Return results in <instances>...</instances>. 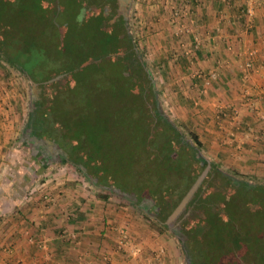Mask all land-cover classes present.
Here are the masks:
<instances>
[{"label":"trees","instance_id":"1","mask_svg":"<svg viewBox=\"0 0 264 264\" xmlns=\"http://www.w3.org/2000/svg\"><path fill=\"white\" fill-rule=\"evenodd\" d=\"M25 3L0 0V61L19 73L33 72L38 88L50 90L33 97L26 113L29 135L44 146L51 141L53 149L38 145L39 150L54 152L55 160L77 169L92 186L145 207V197L175 192L181 198L207 166L179 211L168 216L170 224L157 221L158 231L172 229L184 237L188 264H264V183L207 161L197 135L179 131L160 112L158 91L128 20L119 13L114 17L115 0L106 14V5L93 11L92 0L80 1L86 12L72 18L75 28L45 17L51 24L42 31L28 28L36 20L27 22ZM40 34L55 41V58L33 69L23 55ZM129 176L131 192L122 186ZM149 210L154 215L156 206ZM183 215L187 221L176 224Z\"/></svg>","mask_w":264,"mask_h":264},{"label":"crops","instance_id":"2","mask_svg":"<svg viewBox=\"0 0 264 264\" xmlns=\"http://www.w3.org/2000/svg\"><path fill=\"white\" fill-rule=\"evenodd\" d=\"M152 2L157 15H171L174 6L187 12V32L177 34L172 17L169 50L160 55L155 40L152 56L167 65L169 94L175 96L169 97L171 106L182 120L194 122L202 156L239 174L264 175V0ZM248 7L250 14L244 11ZM193 35L198 47L188 57ZM250 50L253 68L247 71L244 59ZM211 71L217 78L207 81ZM9 97L0 86V264L159 262L162 258L152 251L157 248L142 245L138 232L129 235L123 250L116 248L123 208L64 177L55 178V160L39 150L42 141L20 129L22 112ZM15 143H23V149L12 151ZM73 209L75 215L65 218Z\"/></svg>","mask_w":264,"mask_h":264},{"label":"rangeland","instance_id":"3","mask_svg":"<svg viewBox=\"0 0 264 264\" xmlns=\"http://www.w3.org/2000/svg\"><path fill=\"white\" fill-rule=\"evenodd\" d=\"M80 1L81 0H27V3H25V18L27 22L36 20V22H33V25H28V28L35 29V27L37 26L38 31H42L46 26L51 24H45L46 18L48 19V22H52L57 26H62V23H65L67 21L72 25V21L74 20L72 18L75 17V15L78 16L80 14V16H83V13L86 12V9H80L78 7ZM96 2L98 4H100L101 2L104 4L106 3V5L114 4L113 0H96ZM152 3V0L128 1L125 6V15L126 19L128 20L129 30L139 48V51L141 52L142 59L145 62V69L149 73L155 89L158 91L156 106L163 115H165L173 124L176 125L179 131L183 132L184 134H186L188 131L194 132V122L191 120L189 122L182 120V118L180 117V112L176 113V110L171 106L172 98L174 99L175 96L172 97L173 95L170 96L169 94V80H172V77L168 75V73H165L168 69L166 68L167 65L162 61L156 62V60H154L152 56V51L155 50L153 49L152 43H156L155 40H158L160 42L158 44L156 43L158 53H160V55L165 50H169L170 47L167 44L169 41L173 42V40L171 41L170 39L173 35L170 34L171 30H169L168 27H170L169 23L170 19L173 17V14L171 13V15H169L168 11L167 13L162 15H160V13L159 15H157L156 13L154 14L155 8L152 7ZM93 5L95 4L93 3ZM95 9L96 8H94L93 10ZM166 9H168V7ZM173 9L179 8L174 6V8H172L171 10ZM71 27L75 28L76 26L73 24ZM155 27L157 29H155ZM156 32L158 33V35H153V33ZM40 37L41 39H32L33 42L30 41L28 47L25 49L26 52L23 55L25 65L33 67V69H35L37 64H39L42 60L55 58V50L53 48L55 41L47 40V38H45L43 34H40ZM33 76V72H30L29 74L19 73L15 69L11 68L5 61H0V86H3L5 90L9 91L10 95L13 96V98L9 97L11 103L15 102V100L17 102L18 107L20 108L18 112H22V114H18L19 116H21L17 117L18 121H20L19 118L22 119L20 124V129L22 130L25 127L24 125L26 121V113L31 108V100H33V97H38L39 99L41 98V95H47L50 92L47 87L38 88L37 82L33 80ZM151 123H154V120H152ZM22 144L15 143L12 147V151L15 152V150L19 151L21 148L23 149ZM16 153L18 152L16 151ZM199 153L201 155H206L205 150L202 147L199 148ZM205 159L209 162H214L207 156H205ZM214 163L220 166L221 169L229 171L231 170L226 166L224 167L223 164H219V162ZM52 167V171L55 172V178L64 177V179L68 183H71L72 185L77 184L80 186V188L87 191L91 190L92 194L96 195L97 197L99 196L101 198V195H106L110 200L114 202V204H117L123 208L118 216L123 217L124 219L122 218L120 221H117L118 226L115 231L118 235L119 230L122 229L125 232L127 238L123 246H120L119 248L116 247L117 249L123 250L124 247H127V239L131 238H129V235L131 233H133L134 235L139 233V235H142L141 238H143V241L141 243L142 245L144 244V246H147L149 248L150 246L157 248L156 250L152 251H155L157 253V256L156 254L154 255L156 256V259L162 258L159 261L162 262V264H169L171 260L174 259L176 260L177 264H186L185 262L187 260V255H185L183 251L182 240L179 239L178 234H175L172 229L158 231L159 228L157 224V221H165L167 225L170 224V221H167L168 216L174 212L175 207L180 203L184 195L179 199L175 192L168 193L167 195H154L151 198L145 197L147 201H145L144 203H146L147 207L144 206V208L142 207V203L141 205H139L140 202L136 201L134 198L132 199L129 196H122L114 191L109 192L107 190L92 186L84 177L79 174V171L77 169H75L68 163L55 160V164ZM253 177H255L256 180L264 183V175ZM130 178L132 177L129 176L126 180H124V184L122 185L126 189V191L129 192H131L130 190H132L131 185L133 181V179ZM106 200L108 201L107 198ZM154 205L156 206V212L153 215L149 209ZM73 211L75 212L74 209L69 210L68 212H72V215H75ZM182 221H187L185 215L179 216L176 219L175 223L181 224ZM142 247L143 246H141V248ZM135 248H137V246L133 245L134 251ZM153 261H155V259H153ZM159 262L157 260L155 261V263L157 264Z\"/></svg>","mask_w":264,"mask_h":264},{"label":"built area","instance_id":"4","mask_svg":"<svg viewBox=\"0 0 264 264\" xmlns=\"http://www.w3.org/2000/svg\"><path fill=\"white\" fill-rule=\"evenodd\" d=\"M244 11L247 13V14H250L251 13V8L248 7V8H245ZM186 10L185 9H173L172 10V14H173V18L177 20L178 22V25L176 26V31H177V34L181 33V32H184L186 33L187 32V25L185 23V18H186ZM191 43L189 44V47L187 48L186 50V54H188V57H192V54L194 53V51L197 49L198 47V41H197V38L195 35L191 36ZM254 52L252 50L248 51L246 54H245V59H244V69H246L247 71L252 69L253 68V64H252V61H251V56ZM206 80L207 81H210V80H214L217 78V74L215 71H211L209 72L207 75H206ZM227 112V111H225ZM234 113V111H232V114ZM74 212V211H73ZM75 213V212H74ZM69 216H74L72 215V212H68L67 217ZM117 239H116V246L119 248L120 246H123L127 236L125 234V232L121 229L119 230V234L117 235ZM43 245H38V247H42Z\"/></svg>","mask_w":264,"mask_h":264},{"label":"flooded vegetation","instance_id":"5","mask_svg":"<svg viewBox=\"0 0 264 264\" xmlns=\"http://www.w3.org/2000/svg\"><path fill=\"white\" fill-rule=\"evenodd\" d=\"M82 2H84L85 3V1H87L88 3H91V0H81ZM105 1V0H104ZM123 0H115V2H116V4H115V7H116V14H115V16L114 17H116L117 16V13H119V14H121V15H124L125 16V18H126V15H125V11H126V9H125V6H126V4H127V0H124L123 2H122ZM92 3H94L95 4V6H96V9L95 10H93V11H97L98 10V5H101V7L103 8V5H106V3L104 4V3H100V4H98L97 2H96V0H92ZM89 6V5H88ZM110 6V5H109ZM103 13L104 14H106V13H109V8H108V5H106V8L104 7L103 8ZM113 20H108V23H109V29L110 30H112V33H114V32H117V34H118V30H115L114 31V29H115V27L113 26L112 27V25H114L113 24ZM47 143H48V145H46L47 146V148L48 149H53L52 147H51V141L50 140H47ZM40 145V147L43 145V147H45L46 148V146H44V144H43V142H42V144H39ZM52 145L54 146V144L52 143ZM54 151V150H53ZM51 157H52V159H54L55 160V153L53 152L52 154H51ZM142 207H144V206H142ZM145 208V207H144ZM184 238V237H183ZM182 237L180 238V239H183ZM186 264H188V261H186L185 262Z\"/></svg>","mask_w":264,"mask_h":264},{"label":"water","instance_id":"6","mask_svg":"<svg viewBox=\"0 0 264 264\" xmlns=\"http://www.w3.org/2000/svg\"><path fill=\"white\" fill-rule=\"evenodd\" d=\"M124 1V0H123ZM122 1V2H123ZM207 166L201 171V173L197 176V178L195 179V181L193 182V184L191 185V187L189 188V190L184 194V196L182 197L180 203L175 207L174 212L170 215L173 216L176 214V212L179 211V209L182 207V205L186 202V200L188 199L189 195L192 193V191L195 189V187L198 185V183L200 182L202 176L205 173Z\"/></svg>","mask_w":264,"mask_h":264}]
</instances>
